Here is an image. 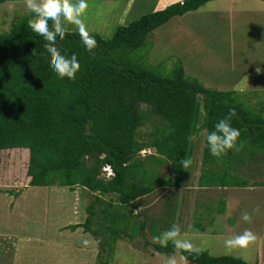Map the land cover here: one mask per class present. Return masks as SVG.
I'll return each mask as SVG.
<instances>
[{"label": "trees", "instance_id": "obj_1", "mask_svg": "<svg viewBox=\"0 0 264 264\" xmlns=\"http://www.w3.org/2000/svg\"><path fill=\"white\" fill-rule=\"evenodd\" d=\"M9 1L17 0H0V4ZM212 1L176 0L119 26L110 39L89 33L96 39L91 52L78 32L65 31L57 46L66 55L75 53L81 65L72 80L53 72L43 37L28 27L32 13L10 31L0 32V156L7 158L5 164L13 176L19 172L28 178V187H81L92 193L85 223L70 228L84 227L98 240V264H106L101 258L107 251L106 239L112 237V243L121 236L134 240L150 226L140 220L139 213L134 216L140 199L162 187L187 184L192 138L197 134L205 132L201 187L249 186L238 167L264 155L263 112H257L237 91L205 87L187 75L180 61L165 75L159 67L130 60L155 30ZM230 109H234L231 124L240 130L244 146L217 158L210 154L206 136ZM148 122L154 129L149 140H141L140 129ZM152 148L154 154L148 152ZM183 158L190 162L181 165ZM167 163L171 174L163 176L160 170ZM105 166L112 168L111 178L103 177ZM173 215L168 212L169 217ZM154 248L161 254L179 252L195 264H248L233 256L184 252L171 243Z\"/></svg>", "mask_w": 264, "mask_h": 264}, {"label": "rangeland", "instance_id": "obj_2", "mask_svg": "<svg viewBox=\"0 0 264 264\" xmlns=\"http://www.w3.org/2000/svg\"><path fill=\"white\" fill-rule=\"evenodd\" d=\"M136 1V5H132V0H87L88 8L83 19L89 33L110 39L119 26L128 25L151 12V7H141L138 4L140 0ZM241 5L248 4H241V1L215 0L197 12L173 18L155 30L144 45L130 55L131 62L159 67V71L167 75L180 61L186 68L187 75L198 78L205 87L218 90V87H224L223 91L231 88L230 90L239 92L241 68L245 69V66L251 67L253 64L260 69L264 66V31L262 28L258 31L259 24L246 30L243 35L241 25L244 22L241 24V15L234 14L229 18L228 14L224 13L240 12ZM28 13L30 12L25 7V0L0 4V32L10 31L12 25ZM65 31L78 32L72 24H67ZM241 37L247 41L245 47H241ZM255 40L258 43H254ZM241 64L244 66L241 67ZM231 73L236 78L231 76ZM261 77L256 79L257 84L264 83L262 73ZM261 89H251L246 101L264 115V89ZM242 90L246 91L242 88L241 93ZM240 92L237 94L241 97ZM143 108L149 109L146 105H143ZM153 129L152 122H148L140 129V139L149 140ZM204 133L201 132L192 138L190 166L194 165V168L198 169L203 158ZM148 152L154 154L155 150L152 148ZM16 155L14 154V157ZM6 160V157L0 156V264H98L101 254L98 240L87 233L84 227L76 230L70 228L72 225L85 223L88 215L86 208L93 200L92 193L81 187L74 190L61 186L28 187V178L19 174L18 170V174L13 176L5 164ZM238 169V174L248 179L250 185L230 190H207L208 196L215 199L208 204L222 207L225 201L221 196L229 197L233 206H241L240 212H249L252 221L245 222L241 219V223L226 234H181L190 239L200 251L208 252L213 257L233 256L248 264H264V155L253 158ZM160 172L163 176L171 174L169 163ZM191 176L189 185L197 187L198 177L195 169L192 170ZM255 182L262 183L255 186ZM10 191L20 193L19 200H15L13 204ZM182 191L185 192V189L178 190L175 187L156 190L140 199L142 211L139 214L155 218L159 222V217L165 216L163 211L168 210L165 209L166 200H171ZM240 212L232 213L229 219L231 225L239 219ZM211 215L206 213L203 218L199 216L202 219L198 220V225L204 224L206 218ZM183 216L186 217V213ZM187 217L189 219H184V224L192 225L193 216ZM163 225L160 224L159 229L163 228ZM245 229L252 231L257 240L246 249L226 250L223 245L224 238ZM82 239H88L91 243L85 246L81 243ZM111 239L112 237L106 239L107 251L101 257L106 264H166L170 255H176L178 264H195L185 258L180 260L182 255L179 252L159 254L153 247L159 242H145L142 236L135 240L121 236L115 243H112Z\"/></svg>", "mask_w": 264, "mask_h": 264}, {"label": "clouds", "instance_id": "obj_3", "mask_svg": "<svg viewBox=\"0 0 264 264\" xmlns=\"http://www.w3.org/2000/svg\"><path fill=\"white\" fill-rule=\"evenodd\" d=\"M26 9L32 13L28 20V27L39 36L43 37L48 55L51 57V68L61 79L67 77L69 80L75 79L80 70V61L75 53L66 55L57 46L58 41L65 38V27L67 24L76 26L81 42L86 50L91 52L96 47V39L89 34L83 17L88 8L87 0H25ZM49 21L52 22L51 30ZM234 109L229 110V114L218 119L212 130L206 136L207 147L210 154L219 158L229 149L239 151L244 146V141L240 139V130L231 124V116ZM190 161L187 158L180 160L181 165H187ZM241 219L251 222L252 216L247 211H241ZM154 242H159L163 247L169 242L177 250L184 252L199 253L200 249L195 247L190 239L182 236L179 227L172 226L159 235L152 237ZM257 240V236L250 230L244 231L224 238L223 245L226 250L246 249ZM85 246L91 243L88 239H82ZM183 255L180 260H183ZM166 264H178L176 255H170L166 259Z\"/></svg>", "mask_w": 264, "mask_h": 264}, {"label": "crops", "instance_id": "obj_4", "mask_svg": "<svg viewBox=\"0 0 264 264\" xmlns=\"http://www.w3.org/2000/svg\"><path fill=\"white\" fill-rule=\"evenodd\" d=\"M175 1L176 0H140L138 4L141 7L142 6L151 7V12H153V11L163 9L164 7H166L167 5H169ZM233 1H237V2L241 1V4L242 3L248 4L246 6L241 5V11L240 12H231V11L224 12V13L228 14L229 18H232L234 16V14L241 15V24L244 22V24L241 25V28H242L241 32H243L241 34H243V35L246 34V32H245L246 30L252 29L255 25L257 26V24H259V26H260V29L258 31H261V28H262V31H264V1H262V0H228V2H233ZM136 2H137L136 0H132V5H136ZM124 12H125V10H124ZM247 21L252 22L250 24H253V25L246 23ZM246 43H247V41L243 37H241V47L242 46L245 47ZM254 43H258L257 40H255ZM258 50H260V49H258ZM256 51L254 53H256ZM243 66H244V64L243 65L241 64V67H243ZM245 67H244L245 69L241 68V89L244 88V89H246V91L242 90L243 93H241L240 92L241 89H240L239 92L241 93L242 98L249 99L248 94H249V91L251 89H254V90H259L261 88L264 89V83H261V84L256 83V79L262 78L261 73L263 74V78H264V66L261 69L256 64H253L251 67H249V66H245ZM185 70H186V68H185ZM257 70H259V71L257 72ZM186 73H187V71H186ZM231 76H234V75H232V73H231ZM218 88H220V90L224 89V87H218ZM227 89L230 90L231 88H227ZM263 89H261V90H263ZM201 163H202V160H201ZM193 169H195L196 176L198 178L200 177L201 164H200L199 169L194 168V165H191L190 171H189L190 172L189 173V180L187 181V184L183 187L177 188L178 190H184L185 189V192L182 191V192H180V194L174 195V197L171 198V201L166 200V202H165V206H166L165 209L168 208V210L163 211V216L165 215L166 217L165 216L163 218L159 217V222H158L155 218H150V217H147L146 215L141 216L140 220H143V219L146 220L147 221L146 224H148L150 226L145 228L143 231L144 233H142L137 238H140L142 236L145 238V242L146 241L152 242L153 240L150 236L159 235L161 232H163L164 230H166L172 226L179 227L181 230V233L200 232V235H211V234L212 235H218L221 233L226 234L228 230H230V229L233 230L235 228V226H237V224L241 223V212H240L241 206L240 205L239 206H233L229 197H226V196L222 197L221 196V198H223L225 201V202H223L222 207H218L215 204H213V206H210V204H208V203L211 202V200L215 201V199H214V197L208 196V192H207V190H211V189L230 190V189L240 188V187H201V186L192 187L189 185V182L192 178L191 175H192ZM17 199H18V196L15 197L14 195H12L11 200H13V202H11V203L13 204L15 202V200H17ZM169 205H170V207H169ZM141 211H142V206L139 205L138 209L135 210L134 214L137 215L138 213H141ZM169 211L173 212V214H174L173 217L168 216ZM235 211L240 212V215L238 217L239 219L236 222H233V224L231 225L229 219L231 218L232 213ZM184 213H186V217L183 216ZM206 213H211L212 215L208 216L206 218L207 221H204L205 225L203 223L198 225V220H201L203 218V216H205ZM188 215L189 216L192 215L194 218L192 225L191 224L190 225L184 224V219H186V218L189 219V217H187ZM199 216H201L202 218ZM212 216H214V217L212 218ZM147 218H148V220H147ZM150 221H152L153 223L151 224ZM156 221H157V223H156ZM160 224H162V225L164 224V225H163V228L159 229ZM0 230H2L1 227H0ZM7 236H9V235H7ZM157 244H159V243H157ZM153 247H154V245H153ZM159 254H161V253H159ZM166 255H169V254H166Z\"/></svg>", "mask_w": 264, "mask_h": 264}, {"label": "built area", "instance_id": "obj_5", "mask_svg": "<svg viewBox=\"0 0 264 264\" xmlns=\"http://www.w3.org/2000/svg\"><path fill=\"white\" fill-rule=\"evenodd\" d=\"M114 175V172L110 166H105L103 168V177L111 178Z\"/></svg>", "mask_w": 264, "mask_h": 264}]
</instances>
